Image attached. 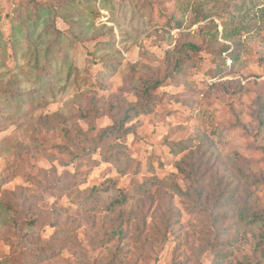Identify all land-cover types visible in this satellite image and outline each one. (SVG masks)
Instances as JSON below:
<instances>
[{"label":"rangeland","instance_id":"1","mask_svg":"<svg viewBox=\"0 0 264 264\" xmlns=\"http://www.w3.org/2000/svg\"><path fill=\"white\" fill-rule=\"evenodd\" d=\"M174 1L190 4L181 25L170 21ZM224 21L236 28L229 40ZM262 61L264 0H0V259L39 264L31 254L52 241L54 213L76 209L74 189H48L54 171L87 192L109 180L115 194L158 185L153 202L136 193V242L111 239L105 213L74 216L79 247L41 264H112L115 256L118 264L261 262L264 226L241 223L215 201L227 187L245 196L249 182L264 178V126L255 119ZM148 100V113L125 121L130 107ZM119 125L129 133L100 139ZM174 142L189 149L175 154ZM113 145L127 147L136 173L105 161ZM190 150L192 161L214 151V172L181 174L177 165ZM19 191L41 216L36 226L14 225L27 209L16 216L3 205Z\"/></svg>","mask_w":264,"mask_h":264},{"label":"trees","instance_id":"2","mask_svg":"<svg viewBox=\"0 0 264 264\" xmlns=\"http://www.w3.org/2000/svg\"><path fill=\"white\" fill-rule=\"evenodd\" d=\"M175 8L174 13L175 17L171 18L170 21H174L177 25L179 19L178 17H182L185 15V12L189 9V2H181L178 3L174 1ZM235 17L232 15L231 21H233ZM231 21L223 22V34L226 40H229L235 34V29L232 28ZM218 32L215 33V39L217 40ZM193 50H197L198 47L195 44L189 46ZM229 49V48H228ZM236 58V57H234ZM264 65V61L261 62ZM159 85L156 82L153 86L157 87ZM145 93H149L148 90ZM20 95V94H19ZM150 100L146 101L141 106L138 104V108H136V104L128 110L125 115V121L133 118L139 113H148L151 109ZM98 110L96 111V113ZM83 118L87 119L89 114L83 113ZM53 116H56L54 114ZM60 116L58 115V118ZM50 119H55L54 117L45 118V122L47 124H52ZM255 119L258 120L261 126H264V99L257 100V113H255ZM57 120V119H56ZM236 123L241 128L240 116H237ZM62 124V123H61ZM60 124V125H61ZM234 128V127H233ZM127 130H123L121 125L105 129L101 135L100 139H105L111 135L116 136V138H121L129 133ZM233 130V129H232ZM185 142H174L171 143V151L175 154L181 153L184 150H188L189 146L184 144ZM97 146L93 147L88 151L90 154L97 153ZM113 151L108 149L107 153L102 152V157L105 161H109L113 163L120 172L124 173L126 170L130 169L133 173H136V164L134 160L126 153L127 147L125 145H113L111 146ZM107 151V150H106ZM264 152V150H263ZM215 152L212 151L209 155L207 153L199 154L197 160L195 159V153L190 150L188 156L182 159L178 165L177 169L181 174H184L187 178H191L193 176L199 177L200 179L204 178L209 172L213 173L215 169L216 161L213 160L215 156ZM215 161V162H213ZM202 165H205V170L201 172ZM54 175L51 176V179H46V184L48 185V189H51L53 193L60 194L75 190V198L74 204L76 209L73 210V213L66 211V213L56 212L54 213V221L51 226L55 230L54 237L48 246L43 247L41 249H37L36 252L32 253L31 256H34L35 261L39 264L46 262L48 260H52L59 256L64 250L67 248H78V241L76 236L73 234L76 231V224H78V219L74 218L77 216L78 218L82 217H90L93 215H97L99 213H105L106 219H111V226L109 237L111 239H117L118 242L124 241H134L136 242V234L132 233L131 227L133 222V211L132 204L136 200V193L140 194L141 199L150 200L153 202L154 198L151 194V189L154 187V182H145L141 184L133 194L130 192L119 191L115 194V182L113 180H109L107 183L102 184L99 187L94 186L88 192L85 190H80L77 182H68L67 180H62V178H58L56 173L53 171ZM55 176V177H54ZM249 188L247 189L248 193L245 196L239 197L237 196V188H228L226 193H221L218 196L215 203L216 209L221 208H232L237 212V217L241 223L246 225H263L264 226V178H255L252 182H249ZM248 184V182H247ZM171 188L178 195H184L189 197V192H183V190L177 186L176 184H172ZM137 190V191H136ZM197 195L200 197L203 194V189L196 190ZM112 194V195H111ZM111 195V196H110ZM14 200L10 202H4L3 205L7 210L12 212L14 215H19L22 209H27L26 216L22 220L18 221V219L14 216L12 221L16 226L21 225V221H23L27 226L33 227L36 226L38 222L41 221V216L35 210L34 204L30 201L29 198L24 197L23 193L19 191L18 196L12 195ZM25 219V220H24ZM145 220L143 219V222ZM258 239V237H257ZM264 242V233L260 234L259 240L256 244L257 249L262 253V261L257 264H264V245L261 243ZM123 248L120 249V252ZM8 262L7 259H0V264H6ZM120 259L118 256H115L112 260V264L120 263Z\"/></svg>","mask_w":264,"mask_h":264}]
</instances>
